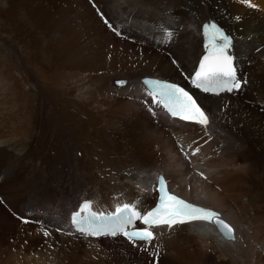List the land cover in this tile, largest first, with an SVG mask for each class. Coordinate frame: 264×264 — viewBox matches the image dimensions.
<instances>
[{
    "label": "bare ground",
    "instance_id": "1",
    "mask_svg": "<svg viewBox=\"0 0 264 264\" xmlns=\"http://www.w3.org/2000/svg\"><path fill=\"white\" fill-rule=\"evenodd\" d=\"M249 2L0 0V264H264V0ZM206 20L233 38L247 83L194 92L210 118L196 126L170 120L139 79L188 85ZM159 172L234 238L198 222L157 227L151 244L72 230L85 201L142 213Z\"/></svg>",
    "mask_w": 264,
    "mask_h": 264
},
{
    "label": "snow or ice",
    "instance_id": "2",
    "mask_svg": "<svg viewBox=\"0 0 264 264\" xmlns=\"http://www.w3.org/2000/svg\"><path fill=\"white\" fill-rule=\"evenodd\" d=\"M241 3L248 7H255L249 0H241ZM104 23L109 28L113 27L106 19ZM203 33L206 54L200 60L199 68L192 77L193 85L204 93L220 94L241 90L242 84L247 81L242 82L237 78L233 66V56L230 55L233 38L226 35L215 23L204 24ZM116 35L120 33L116 31ZM167 35L170 37L172 34L167 33ZM117 83L123 85L124 81H117ZM143 83L149 86L147 95L152 98V103L163 105L172 117H178L181 121H192L197 125H208L210 118L207 110L202 109L198 101L184 88L160 80H144ZM158 192L159 202L156 207L143 215L140 211H136L134 206L125 204L122 207L118 206L115 213L105 216L103 213L97 214L92 211L91 202L85 201L80 205V210L72 214V225L85 236L115 237L121 234L129 241H144L151 244L155 239L151 229L156 226L163 225L173 229L175 225L202 221L215 224L225 239L234 238L233 228L221 219L217 212L170 194L163 177L159 180ZM136 221H142L146 227L140 230H129ZM43 235L47 237L49 232L44 231ZM158 254V252L154 253V255Z\"/></svg>",
    "mask_w": 264,
    "mask_h": 264
},
{
    "label": "rangeland",
    "instance_id": "3",
    "mask_svg": "<svg viewBox=\"0 0 264 264\" xmlns=\"http://www.w3.org/2000/svg\"><path fill=\"white\" fill-rule=\"evenodd\" d=\"M161 46H162V45H159V48H161ZM167 47H168V45L166 44V45L163 46L162 48L166 49ZM240 68H241V71H244V70H243V67L240 66ZM244 72H245V71H244ZM98 206H99V205H98Z\"/></svg>",
    "mask_w": 264,
    "mask_h": 264
},
{
    "label": "water",
    "instance_id": "4",
    "mask_svg": "<svg viewBox=\"0 0 264 264\" xmlns=\"http://www.w3.org/2000/svg\"><path fill=\"white\" fill-rule=\"evenodd\" d=\"M115 84H116V86H120L121 84H118L117 82H115ZM215 225V224H214ZM215 227H216V225H215ZM216 229H217V231L220 233V235L222 236V237H224L222 234H221V232L218 230V228L216 227ZM225 238V237H224Z\"/></svg>",
    "mask_w": 264,
    "mask_h": 264
},
{
    "label": "flooded vegetation",
    "instance_id": "5",
    "mask_svg": "<svg viewBox=\"0 0 264 264\" xmlns=\"http://www.w3.org/2000/svg\"><path fill=\"white\" fill-rule=\"evenodd\" d=\"M186 83H187V81H186ZM184 85H185V83H183Z\"/></svg>",
    "mask_w": 264,
    "mask_h": 264
}]
</instances>
